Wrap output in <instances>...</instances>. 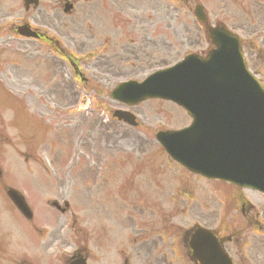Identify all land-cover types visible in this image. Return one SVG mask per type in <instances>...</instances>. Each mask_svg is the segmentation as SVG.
Returning a JSON list of instances; mask_svg holds the SVG:
<instances>
[{
	"label": "rangeland",
	"instance_id": "374dc122",
	"mask_svg": "<svg viewBox=\"0 0 264 264\" xmlns=\"http://www.w3.org/2000/svg\"><path fill=\"white\" fill-rule=\"evenodd\" d=\"M51 1L42 0L41 7L28 16L29 20L33 22L35 19L33 23L39 25L41 23H55V21L51 20L54 15H51L49 10ZM170 1L177 8L172 9L173 6L170 2L159 3V0H155L156 4L159 5L161 13H151V11L144 10V7L140 9L137 13L136 26L131 25V22L129 25V23L120 21L117 27L122 26V35L116 36L113 32L107 34L111 41L114 39L117 40V38L120 39L117 42V44H120L113 51L106 49V47H101L100 37L92 45H85L87 53L91 51L98 53V55L106 56L115 52L120 59L119 62L112 61L105 63L106 74L104 76L92 78L90 79L91 82L88 78V81L91 83L89 85L90 90H87L85 94L81 90L82 87H80L74 96L60 98L59 91L56 94L53 90L49 92L44 89L38 94L39 101L34 102L36 95L31 91H27L25 87L29 82L34 84V79L15 73L11 69V72H9L11 100L12 97L17 101L20 98L25 100L27 97L26 92H29V108L32 111L37 110L39 112L38 115L41 116L40 120L49 124V131L43 132V144L39 147L38 151L31 152L30 147L34 142V138L23 136L21 124L15 122V108L10 107L9 117L5 115L4 124L0 122V146L12 151L18 159L8 152L4 153L3 159L0 157V164L3 172H5L3 178L5 184L16 187V190L24 193L31 201L34 199L37 200V198L57 199V194L59 193L60 197L69 200L71 199L69 195L75 192H77L76 199H82L84 193L82 190L86 189L84 186L87 185V187L92 188L95 185L89 179L88 172L90 170H93L91 175L97 176L99 179L101 176L110 178L111 175H115L118 179H123L127 175L138 172L140 169L147 168L153 171L162 166V163L158 161L162 159L154 155L158 150L157 145L155 143L144 144L138 136L139 134H145L153 137L156 130L182 126L186 123L185 116H182L170 104L157 101L146 102L131 110L141 124L139 131H134L127 126L114 124L107 120L108 116L102 113V111L107 109L108 115L111 110L115 109V107L118 108V106L109 100L107 94L102 96L95 94L92 87L94 86L93 84L97 83L95 85L96 92L101 91V88L108 91L114 85L117 78L135 77L149 67H164L176 63L186 52H203L206 50L207 46L204 44L206 35L196 26L192 16L181 10L179 3L182 0ZM209 1L208 3L205 1V4L212 24L217 22L224 23L228 28L238 32L245 42L248 39L254 44L261 42L264 31H261L262 34L259 38L258 33H260V27L256 26L252 28L244 25L245 16L241 7L237 6L242 11L240 15L236 16L231 13L234 8L226 5L229 3V0H221V2L218 0ZM232 1L236 2V0ZM256 1L258 0H243L245 10L247 4H252L256 8H259ZM2 7L5 13L0 15L1 18L10 20V22H18L23 19L21 0H0V8ZM120 7L125 8L129 7V5H125L123 2ZM168 9V14H164ZM159 10L155 8L153 11L157 12ZM122 16L125 18V15ZM250 19L253 21V15L250 16ZM6 29L0 30V33L7 40L9 53L14 54L11 59H6L11 62L17 60V53L15 51L20 49L17 45L21 43L15 42L13 37H10L6 33ZM257 29L259 31L255 34L254 32H247L248 30L254 31ZM152 32V36L149 37V33ZM144 34L145 38L148 39L143 37ZM15 45L16 47L13 49ZM157 45H160L161 49L157 50ZM78 49H83V46L81 44L76 45L75 50ZM246 54H248L252 71L260 70L256 73L259 78L264 79V69L260 67H264V65L255 59V54L249 52L248 49L246 50ZM1 59H3V56L0 50ZM102 69L100 67V70ZM261 71L263 74H261ZM36 80L39 81V78H36ZM44 87L47 88L49 86ZM66 87L61 86L60 89L62 88L65 91ZM82 100L88 102V109L84 110L80 108L76 113L71 115L68 119L71 123L69 128L57 126L61 122L58 116L53 112L46 113L44 110L46 103H53L60 107L74 104L76 105L74 108H77ZM98 104L102 106H98ZM0 106H4L1 101ZM0 116H2L1 113ZM71 159L73 161L72 163H77L74 165L76 168L69 174H66L67 165L72 164L69 163ZM3 166H6L5 171ZM21 168H23V171ZM5 179H7V183ZM40 184L42 186L45 185L49 189L43 191V196L39 195V192L43 189H37ZM141 184L144 186V181ZM149 190H152V187ZM98 192L94 188L90 194H96ZM148 194L149 199H155L153 192H149ZM129 196V199L126 200L127 206L125 211L129 213L128 216L136 218L140 216V209L143 208L142 199L146 198V196L139 188L138 192L135 191L134 194L130 192ZM125 198L127 197L123 199ZM195 198L197 199L198 197ZM207 200H210V202L206 201L207 203L212 204L214 202L212 198ZM251 203L257 211H263L262 206L260 207L252 201ZM90 206L100 207L94 202ZM77 208L80 211L82 210V207ZM83 209L88 214H91L88 210L92 209L88 205L83 207ZM159 213H163L161 208H159L157 214ZM6 214L0 210V216L3 219L6 218ZM97 215H90L91 217L88 220L92 222ZM118 233L119 231L116 232V234ZM159 248L164 247L159 246Z\"/></svg>",
	"mask_w": 264,
	"mask_h": 264
},
{
	"label": "water",
	"instance_id": "95a60500",
	"mask_svg": "<svg viewBox=\"0 0 264 264\" xmlns=\"http://www.w3.org/2000/svg\"><path fill=\"white\" fill-rule=\"evenodd\" d=\"M220 31V30H216ZM214 31L213 34L217 32ZM242 75V74H241ZM245 80L244 76L242 75ZM243 88L240 85L231 86L229 90L225 91L223 95L213 100H200L199 107L194 112L195 113V131L200 135H210L214 129L224 123L225 119L230 116V114H225V109L228 101L232 97H237ZM175 93L169 95V98L175 100ZM182 102L188 107L192 106V101L190 99H183Z\"/></svg>",
	"mask_w": 264,
	"mask_h": 264
},
{
	"label": "flooded vegetation",
	"instance_id": "af4514ba",
	"mask_svg": "<svg viewBox=\"0 0 264 264\" xmlns=\"http://www.w3.org/2000/svg\"><path fill=\"white\" fill-rule=\"evenodd\" d=\"M75 2V1H74ZM74 2H71V4H72V7H71V11H73V9H74ZM64 4V1H62V5ZM52 240V239H51ZM51 245V243L48 245H46V247H42V248H45L46 250H49L50 249V246ZM25 264H26V262H24Z\"/></svg>",
	"mask_w": 264,
	"mask_h": 264
}]
</instances>
